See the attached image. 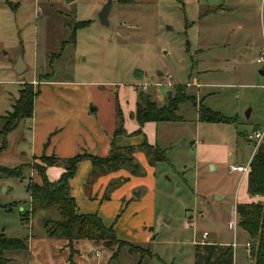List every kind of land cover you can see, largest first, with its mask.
Instances as JSON below:
<instances>
[{
  "label": "rangeland",
  "instance_id": "1",
  "mask_svg": "<svg viewBox=\"0 0 264 264\" xmlns=\"http://www.w3.org/2000/svg\"><path fill=\"white\" fill-rule=\"evenodd\" d=\"M106 1L0 0L2 115L18 97L21 84L35 79L51 81L34 84L36 115L46 114L44 121L57 114L50 101L57 98L64 104L69 98L84 101L87 96V111L96 124L106 122L110 113L108 101L99 95L125 111L124 99L132 101L127 95L131 88L151 94L161 106L173 85L193 82L199 84L198 90L188 86L190 93L235 122L200 121L196 108L183 103L178 110L182 120L167 124L166 141L160 140L159 128L160 147H169L166 159L150 162L144 151H133L140 173L121 168L102 174L108 178H100L106 181L108 199L101 205L100 196L88 197L91 169L84 173L78 166L72 195L79 202L90 201L91 210H99L116 237L140 246L145 250L141 252L101 241L70 243L64 237H48L44 223L59 218L56 209L37 211L28 222L21 220L29 210L26 186L31 167L21 177L0 176V230L27 244L26 249L5 251L7 264H195V245L204 242V232L207 241L234 244L232 264H255L247 246L249 234L237 224L235 209L237 199L247 197L245 179L228 169L230 164L249 163L254 141L245 135L264 127V75L259 73L264 66V0H112L109 23L103 25L98 14ZM80 21L89 24L76 27ZM19 56L25 69L17 73ZM136 70L143 71L142 79ZM168 74L171 86L164 84ZM136 83L147 87H134ZM122 89L126 91L115 97ZM49 104L50 111L43 109ZM26 119L29 124L31 119ZM23 120L8 135L0 166L13 168L31 159L30 144L11 139ZM194 141L226 146L227 162L208 163ZM217 194L224 198L217 199Z\"/></svg>",
  "mask_w": 264,
  "mask_h": 264
},
{
  "label": "trees",
  "instance_id": "2",
  "mask_svg": "<svg viewBox=\"0 0 264 264\" xmlns=\"http://www.w3.org/2000/svg\"><path fill=\"white\" fill-rule=\"evenodd\" d=\"M128 1V0H122ZM89 21H80L76 27L87 26ZM71 41L75 42L74 33ZM138 73V71H135ZM135 109L130 117L136 121L138 128L127 133L124 129L122 110L116 106V126L114 135H138L141 127L147 122H178L182 115L178 113L183 103H191L197 107L198 120L211 123H234L218 111L205 106L202 100L188 91L187 85L175 84L166 93L165 103L158 106L147 92L138 90ZM38 94L31 82H24L18 91V97L10 103V110L0 116V152L6 149L8 135L16 130L21 120L31 118L34 111V100ZM48 142V141H47ZM136 149L142 150L150 162L165 160L164 152L157 147L149 145L146 141L136 146L118 147L113 142L106 157L89 155L85 152L77 153L68 158H58L55 155L33 156L32 164L8 168L0 166V176L21 177L26 168L34 170L40 182L29 179L26 190L30 196V208L21 216V220L28 222L29 218L40 210L56 209L59 218L45 220L44 228L48 237H64L70 243L76 239L101 241L107 246H127L130 253L145 251L140 246L120 240L116 237L113 226L106 225L97 213L79 214L74 197L70 194L69 181L74 176L77 164L88 160L91 163V174L88 184L98 175L115 172L121 168H128L134 175L140 173L141 166L132 155ZM249 162L247 173V194L256 197V201L237 203L235 206L238 215L237 224L249 234V253L255 264H264V140L255 148ZM59 165L63 172L55 181L48 179L46 169ZM123 181V179H122ZM110 183L109 186H112ZM108 198L107 189L103 199ZM13 205H16L14 203ZM11 208V207H9ZM26 240L6 236L0 230V264H7L8 258L3 254L7 250L26 249ZM148 252V251H147ZM233 248L231 245H220L209 242L195 245V264H232Z\"/></svg>",
  "mask_w": 264,
  "mask_h": 264
},
{
  "label": "crops",
  "instance_id": "3",
  "mask_svg": "<svg viewBox=\"0 0 264 264\" xmlns=\"http://www.w3.org/2000/svg\"><path fill=\"white\" fill-rule=\"evenodd\" d=\"M136 71H138V73H135L136 77H138V79H142V77L144 76L143 71L141 70H136ZM158 75H162V73ZM150 79H155V77L151 76ZM47 81L48 80L36 81L35 79V80H32L31 83L33 85L34 84L37 85L35 87H38V85L43 82H44L43 83L44 85L51 82V81H48V82ZM139 84L141 85L142 83H136V84H133V86L135 87V85H139ZM166 85L171 86L172 84L170 85L166 84ZM187 86H189L190 88L194 90H198V87L196 86H199V84L197 83L196 85H193V82H191V83H188ZM131 89L132 91L128 92L127 95H129V99H131L132 101L129 103L127 102V99L125 98L124 100L126 103H124L123 105L126 106V109L125 111L122 110V114L124 117V129L127 133H131L139 127L136 121L130 117V113L133 112L135 109V103H136V98H137V92L135 88H131ZM90 90H91V93L94 95L93 88H91ZM122 91H126V89H122L119 92H115L114 96L119 98V94H121ZM97 94H102V93L98 92ZM195 95L197 96V101L199 103V100H202V98H199L197 93ZM99 96L103 97L104 101L107 100L109 104L110 113L108 116V120L106 122L99 121V124H96V117H94L91 114L90 115L88 114L89 111H87L86 103L89 102V98L87 96H86V100L84 101L83 99L80 101H77L74 98H69L68 101L70 102L66 100V103L64 104H60L58 99L55 97L56 101L52 100L50 102H52L53 103L52 105L56 108L57 114L54 115L55 117L48 118L46 121H44L46 114L41 113L39 116L36 115V106H35L36 98H35L34 111H33L32 117L30 118L31 119L30 123L29 124L24 123L25 120H23L20 131H18V133H14L11 136V139L16 137L17 141L19 140L18 142L21 141L22 143L30 144L29 152H30L31 159L29 160V162H31L33 156H40L43 153L47 156L55 155L58 158L72 157L76 155L77 152H79V149L81 148H83V151H85V153L89 155H95L98 157H106L109 154L112 142L116 146L122 147V146H132V145L135 146V145H139L142 142L146 141L149 145L156 146L158 149L162 150L164 153L165 151H167L169 147L161 148L160 144L158 143L157 138L158 136L160 137L159 135V132H160L159 128H160L163 131V133L161 134L160 140L161 141L167 140L168 138L167 137V131H168L167 124L170 122H167V121L147 122L141 127V133L136 135L137 137H134L135 135L133 136L123 135V134L114 135V130L116 126V110H115L116 108L115 106L113 107L112 105H110V102L107 99V96L106 97L103 95H99ZM113 98L114 97L112 96V99ZM165 100H166V97H165ZM73 103H75L74 107H72ZM128 104H130L129 108H128ZM47 108L50 111L49 108H51V104L43 107V109H47ZM195 108L197 110V107ZM1 115L2 114L0 113V116ZM197 119H198V113H197ZM172 123H175V122H172ZM26 129H30V132ZM136 138H139V139H136ZM128 140H131V141L129 142ZM193 144L196 150H198V152L201 153L204 160L208 161V163H210L209 161H213V162L215 160L221 161L222 159H225V160H222V162L224 163L227 162L226 154L228 153V151H227L226 146L219 145L218 147H216L210 144L203 145V143L197 142V141H194ZM87 161L88 160L80 161L77 164L76 172L78 170L79 165L82 166V172L84 170V173H85V169L90 168L92 170L91 163H89V166L83 165V164H88L86 163ZM238 164L243 165L242 163L230 164V165H238ZM211 167L213 168L212 165ZM30 171H31L30 172L31 176L29 179L36 181V182H40V178L37 176L36 172L32 169ZM62 172H63V167L59 165L50 166L46 169V175L48 179L51 181L57 180ZM239 174H240V178L245 179V188H247V175L242 176L241 173ZM73 178L74 176L69 181L71 195L73 194L71 190L72 189L71 184H72ZM100 178H106V180H108L107 177H103L102 175L98 179H96V181H93L92 184H90V191H89L88 197H89V200H95L96 198L94 197L95 195L97 197L100 196L99 204L101 205L102 201L104 200L103 195L106 191L105 190L106 181ZM86 182L88 183V180ZM84 184L86 185V183H83V188H84ZM80 185L81 183H79L78 185L79 190L82 188V187L80 188ZM85 189H86V186H85ZM80 193L81 192L78 191L76 195L80 197L81 195ZM73 197L76 201L77 212L79 214L97 213L98 216L103 220V217L100 215V212L98 209L91 210L93 208L90 205L91 203L90 201L85 199L79 202L75 196ZM223 198L224 196L217 194V199H223ZM252 201H256V197H251L247 194V197L245 199H242V200L237 199L236 204L237 203H249ZM29 208H30V205H29ZM88 211H91V212H88ZM204 242L220 244V245H229L228 242L216 243V242L207 241L206 239H204ZM204 242H201V243H204Z\"/></svg>",
  "mask_w": 264,
  "mask_h": 264
},
{
  "label": "built area",
  "instance_id": "4",
  "mask_svg": "<svg viewBox=\"0 0 264 264\" xmlns=\"http://www.w3.org/2000/svg\"><path fill=\"white\" fill-rule=\"evenodd\" d=\"M261 60L262 59H259L258 61L261 62ZM166 79H167V82L164 84L170 85L171 84L170 83L171 76L169 74L166 76ZM141 85H142L143 89L147 87L146 83L145 84L142 83ZM160 85H163V84H160ZM245 136H247V139L254 141V147L257 148V146L264 140V127L254 129L251 134H249V135L247 134ZM234 171H238L239 173H241L242 176L247 175V173L249 171V163H247L246 165H240V164L230 165L228 172L232 173ZM206 236H207V233L204 232L203 233V239H206ZM247 246L249 247V244H247Z\"/></svg>",
  "mask_w": 264,
  "mask_h": 264
},
{
  "label": "water",
  "instance_id": "5",
  "mask_svg": "<svg viewBox=\"0 0 264 264\" xmlns=\"http://www.w3.org/2000/svg\"><path fill=\"white\" fill-rule=\"evenodd\" d=\"M67 1H71V0H67ZM112 4V0H107L106 3L102 6L100 12H99V20L103 25H108V14L110 11V7ZM15 69L17 73L22 72L25 69V65L22 62V58L21 56L18 57V60L15 63ZM259 73L261 75H264V66L259 70ZM161 74V73H159Z\"/></svg>",
  "mask_w": 264,
  "mask_h": 264
}]
</instances>
